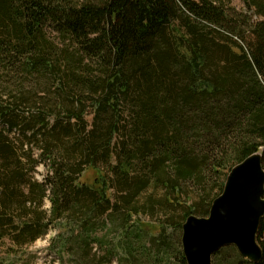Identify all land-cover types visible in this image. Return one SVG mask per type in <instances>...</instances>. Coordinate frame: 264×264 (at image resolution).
<instances>
[{"label": "trees", "instance_id": "obj_1", "mask_svg": "<svg viewBox=\"0 0 264 264\" xmlns=\"http://www.w3.org/2000/svg\"><path fill=\"white\" fill-rule=\"evenodd\" d=\"M240 1L257 21L228 0H0L3 257L51 230L62 264L79 240L129 262L146 238L165 253L210 213L213 180L261 149L264 164V0ZM257 239L260 263L227 247L212 264H264V219Z\"/></svg>", "mask_w": 264, "mask_h": 264}, {"label": "water", "instance_id": "obj_2", "mask_svg": "<svg viewBox=\"0 0 264 264\" xmlns=\"http://www.w3.org/2000/svg\"><path fill=\"white\" fill-rule=\"evenodd\" d=\"M264 219L263 150L229 173L223 193L208 218L190 216L183 225L182 246L187 264H212L222 249L235 247L247 261L260 263L258 233Z\"/></svg>", "mask_w": 264, "mask_h": 264}, {"label": "rangeland", "instance_id": "obj_3", "mask_svg": "<svg viewBox=\"0 0 264 264\" xmlns=\"http://www.w3.org/2000/svg\"><path fill=\"white\" fill-rule=\"evenodd\" d=\"M229 4L236 8L237 11L248 15L249 17H253L254 21H257L258 18L254 17V11H250L244 3L240 0H228ZM44 171L42 168L39 169V173L37 174L38 179H43ZM98 176L96 171L89 170L84 175L82 181L86 183H93L95 178ZM227 178L220 177L213 180L212 183L214 184V189L210 194V197L218 198L220 193V185L223 182H226ZM216 187V189H215ZM196 185L190 184L184 185L183 194H182V202H187L188 206H196L202 199L203 194L205 191L200 189ZM211 189V188H210ZM206 191H209V187H207ZM163 190L155 191L150 190V192L145 193L143 199L146 198V195H153L157 199H161L163 197ZM142 199V200H143ZM49 203H47V208H49ZM203 212V209L200 210ZM180 210H177V214ZM200 218H208L209 214L206 216L196 215ZM167 215L161 211H158L153 215V217L147 216L144 217V222H154L160 223L167 220ZM181 220V219H180ZM154 233L159 231L158 228L154 229ZM57 231L51 230L49 234L44 238L38 240L35 244L24 247L16 259H8L6 256L3 257L4 251L0 249V262H4V264H62L58 257L56 256L55 252H53L52 248H50L51 240L56 237ZM169 236L171 237V247L168 248L167 252L163 253L160 247L156 244V242H150L149 238L143 239L142 243L145 246V251L139 252L131 262L127 260L123 251L115 250L113 255L107 252L108 249L105 247H101L100 245H93L91 247L90 252H85V250L81 247V240L77 241L74 244V249L76 251V255L73 261L66 260L63 264H178L177 256L180 252H183L182 246V230L169 231ZM113 240V234L107 233V240L106 242L111 244ZM157 241V240H156ZM56 251V250H55Z\"/></svg>", "mask_w": 264, "mask_h": 264}]
</instances>
